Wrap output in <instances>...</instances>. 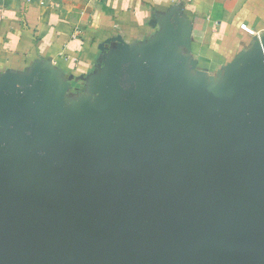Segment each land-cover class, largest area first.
<instances>
[{"label": "water", "instance_id": "95a60500", "mask_svg": "<svg viewBox=\"0 0 264 264\" xmlns=\"http://www.w3.org/2000/svg\"><path fill=\"white\" fill-rule=\"evenodd\" d=\"M150 24L0 72V264H264V31L209 71L180 7Z\"/></svg>", "mask_w": 264, "mask_h": 264}, {"label": "crops", "instance_id": "0c3cea01", "mask_svg": "<svg viewBox=\"0 0 264 264\" xmlns=\"http://www.w3.org/2000/svg\"><path fill=\"white\" fill-rule=\"evenodd\" d=\"M173 6L191 22L193 55L209 71L264 31V0H0V72L45 59L65 76H85L100 44L148 38L158 29L152 20Z\"/></svg>", "mask_w": 264, "mask_h": 264}, {"label": "built area", "instance_id": "2783aa9c", "mask_svg": "<svg viewBox=\"0 0 264 264\" xmlns=\"http://www.w3.org/2000/svg\"><path fill=\"white\" fill-rule=\"evenodd\" d=\"M25 2H31V0H24Z\"/></svg>", "mask_w": 264, "mask_h": 264}]
</instances>
